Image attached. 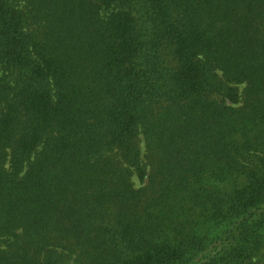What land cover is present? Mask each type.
Returning a JSON list of instances; mask_svg holds the SVG:
<instances>
[{
	"label": "trees",
	"instance_id": "obj_1",
	"mask_svg": "<svg viewBox=\"0 0 264 264\" xmlns=\"http://www.w3.org/2000/svg\"><path fill=\"white\" fill-rule=\"evenodd\" d=\"M0 264H264V0H0Z\"/></svg>",
	"mask_w": 264,
	"mask_h": 264
}]
</instances>
